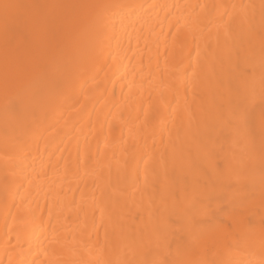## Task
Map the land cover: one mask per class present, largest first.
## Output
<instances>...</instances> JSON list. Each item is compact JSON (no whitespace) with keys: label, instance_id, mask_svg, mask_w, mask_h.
Listing matches in <instances>:
<instances>
[{"label":"bare ground","instance_id":"6f19581e","mask_svg":"<svg viewBox=\"0 0 264 264\" xmlns=\"http://www.w3.org/2000/svg\"><path fill=\"white\" fill-rule=\"evenodd\" d=\"M0 126V264H264V0H0Z\"/></svg>","mask_w":264,"mask_h":264},{"label":"rangeland","instance_id":"374dc122","mask_svg":"<svg viewBox=\"0 0 264 264\" xmlns=\"http://www.w3.org/2000/svg\"><path fill=\"white\" fill-rule=\"evenodd\" d=\"M226 14H227V13H226ZM226 14H225V15H226ZM78 17H79V15L76 16V19H77ZM77 20H78V21H81V19H77ZM51 36H52V35H50V37H51ZM52 37H53V36H52ZM28 73H29L30 75H32V74H33V70H32V71H29ZM0 131H1L2 133H4V132H8V127H7V126H0ZM2 137H3V135H2ZM227 181H229V180L227 179ZM230 181H231V179H230ZM230 181H229V183H230ZM230 184H231V183H230ZM93 187H94V186H93ZM93 187H92V189H94ZM95 193H96V192H95ZM95 193H94V194H93V193H90V194H92L91 196H98V195H97L98 193H96V194H95ZM106 194H108V193H106ZM72 196H73V197H72ZM72 196H71V198H70V199H71L70 201H72V199H73V202H71V203H73L72 205H76L77 202H78L77 204H80L79 201H82V199L84 198V197L82 198L81 189L79 190V187L75 189L74 194H73ZM89 196H90V195H89ZM222 196L224 197V195H222ZM222 196H221V203L219 202V203H218V206H223V204H225L224 200L228 199V198H227V197H228L227 195H226L224 198H223ZM207 197H208V196H207ZM106 198H107V196H106ZM205 198H206V197H204L203 199H205ZM222 198H223L224 200H223ZM225 198H226V199H225ZM176 199H177V204L180 203L181 201H184L181 197H177ZM208 199H209V198H208ZM200 200H202V198H201ZM206 201L209 202L210 199H209V200H206ZM206 201H203V202H206ZM207 202H206V203H207ZM204 204H205V203H204ZM209 204H210V202H209ZM209 204H207L206 206H209ZM185 205H186V204H184V206H185ZM217 214H219V212H217ZM217 214H216V215H217ZM216 217L218 218V216H215V218H216ZM220 219H221V218H220Z\"/></svg>","mask_w":264,"mask_h":264}]
</instances>
